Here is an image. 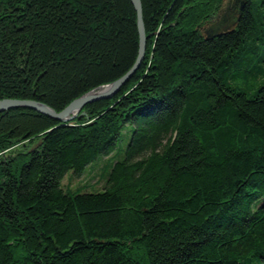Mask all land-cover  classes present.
Masks as SVG:
<instances>
[{"label": "trees", "instance_id": "1", "mask_svg": "<svg viewBox=\"0 0 264 264\" xmlns=\"http://www.w3.org/2000/svg\"><path fill=\"white\" fill-rule=\"evenodd\" d=\"M141 2L146 55L116 96L68 124L0 113V264L264 263V0L211 40L225 0ZM139 43L131 0H0V101L61 112ZM128 134L102 192L64 191Z\"/></svg>", "mask_w": 264, "mask_h": 264}, {"label": "water", "instance_id": "2", "mask_svg": "<svg viewBox=\"0 0 264 264\" xmlns=\"http://www.w3.org/2000/svg\"><path fill=\"white\" fill-rule=\"evenodd\" d=\"M135 11L137 13V25L139 31V55L136 60L135 65L132 69L123 77L118 79L117 81L99 87L98 89L92 90L83 96L74 100L69 106H67L63 111L57 112L48 105L33 101V100H16V99H4L0 101V113L18 109V108H26L34 110L40 114L46 115L49 118L58 121L62 124H68L77 120L80 116H87V113L84 112V108L90 104L112 99L116 96L122 87L129 81V79L133 76V74L139 69L142 64L147 48V34L144 23V15H143V6L141 0H131ZM245 7L244 0L241 2V6L239 8L240 12L243 11ZM230 29H217L215 32L213 30L207 31V40H211L219 36L221 33H226Z\"/></svg>", "mask_w": 264, "mask_h": 264}, {"label": "rangeland", "instance_id": "3", "mask_svg": "<svg viewBox=\"0 0 264 264\" xmlns=\"http://www.w3.org/2000/svg\"><path fill=\"white\" fill-rule=\"evenodd\" d=\"M243 0H225L223 3L222 8L219 10V12L215 15L212 20H210L203 28H202V34L206 37L207 31H211L213 28L217 27L218 23H220L225 17H228V25H226V28H221V30L224 29H232L236 26L237 21L235 19L238 18V10L241 6V2ZM254 15L259 20L258 16V0H254ZM233 11H236V14L233 13ZM233 17L235 19H233ZM128 136L124 137V140H122L118 146V149L116 152H114L109 157H99L95 162L90 164L88 167H86L84 173L81 177H77L74 174V171H69L66 176L64 177V180L62 181V187L64 191L69 195H75L79 193H98L102 192L109 180V174L111 172V168L113 164L119 160H122L125 155V150L127 147V144L129 142ZM40 140L35 141L34 144H19L17 145L10 153H17L18 151H27L33 149ZM241 264H264L262 263L258 258L256 257H250L247 260L243 261Z\"/></svg>", "mask_w": 264, "mask_h": 264}, {"label": "flooded vegetation", "instance_id": "4", "mask_svg": "<svg viewBox=\"0 0 264 264\" xmlns=\"http://www.w3.org/2000/svg\"><path fill=\"white\" fill-rule=\"evenodd\" d=\"M233 13L236 14V11H233ZM238 14H239V16L237 19H235L233 17V19H235V21L239 20V17L241 14L240 10H238ZM226 25H228V17H225L220 23H218L217 27L213 28L212 30L215 32L217 29L226 28Z\"/></svg>", "mask_w": 264, "mask_h": 264}]
</instances>
